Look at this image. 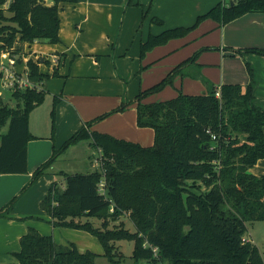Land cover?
<instances>
[{"label":"trees","instance_id":"obj_1","mask_svg":"<svg viewBox=\"0 0 264 264\" xmlns=\"http://www.w3.org/2000/svg\"><path fill=\"white\" fill-rule=\"evenodd\" d=\"M52 1L48 5L45 0H0V47L10 49L18 39L27 43L59 42V4L75 0ZM249 12H264V0L221 1L200 15L193 26L151 35L142 44L141 55L187 35L203 20L227 24ZM229 50L264 56L262 48ZM198 57L199 52L136 96L137 125L153 129L152 145L91 131L111 112L96 117L59 150H53L31 181L0 211V217L9 214L62 152L89 140L102 153V169L59 173L65 178V186L54 182L41 202L55 227L82 229L98 237L111 262L114 243L130 240L135 242L132 258L149 264H264L260 249L252 242H243L249 225L264 221V176L251 172L264 159V109L254 102L253 68L246 64L250 76L246 85H216L200 75L206 93L180 92L172 99L144 102L173 85L176 76H185L184 67ZM28 66L33 80L48 79L32 59ZM45 96L43 86L39 91L14 93L16 106L0 97V174L28 172V143L34 138L29 117ZM57 103L55 97L51 112L54 130ZM126 107L123 103L113 112ZM6 126L8 130L3 133ZM102 181L106 193L100 190ZM122 216L132 222L134 233L122 225L112 226ZM92 218L100 220L101 225L95 226ZM145 240L158 247L157 257L151 248L143 246ZM15 256L17 262L13 264H96L97 258L91 250L79 251L74 243L57 244L52 235H44L34 227L21 237L20 251Z\"/></svg>","mask_w":264,"mask_h":264},{"label":"crops","instance_id":"obj_2","mask_svg":"<svg viewBox=\"0 0 264 264\" xmlns=\"http://www.w3.org/2000/svg\"><path fill=\"white\" fill-rule=\"evenodd\" d=\"M45 1L48 5L53 4L52 0ZM221 1L225 0L61 2L59 42L27 43L18 39L10 49L0 47V50L20 58V68L28 65L30 59L36 62L40 73L48 76L43 83L46 94L50 90L53 91L50 94L51 103L45 112L39 114L40 104L30 113L29 130L34 138L28 143V172L0 174V211L21 192L31 181L35 170L53 154L55 146L50 138L54 137L55 130L51 108L55 97L58 98L57 141L61 136V141L64 142L86 122L111 112L95 123L91 131L108 133L149 146L153 144L154 139L151 141L150 135L154 136V131L151 128L138 127L136 96L140 91L160 82L174 67L199 52L197 61L184 67L186 75L176 76L173 87L167 86L144 102L172 99L180 92L195 94L192 92H201L204 89L196 94L206 93L207 89L200 75H204L216 85H246L250 81L246 65L249 63L255 71L257 81L254 102L264 109V56L247 52L233 53L229 50L264 49V12H249L227 24L213 19L203 20L187 35L171 39L141 55L142 44L151 35H159L176 27L193 26L200 15ZM154 18L162 23L154 21ZM52 56H58L57 65L51 61ZM55 71L58 77L53 76ZM54 86L57 89H53ZM123 103L127 104L123 111L113 112ZM85 141L87 142L82 143L92 146L89 140ZM80 144L79 142L70 148L74 149ZM87 159L83 163L84 171L75 173L96 170L93 157L89 156ZM60 172L66 171L55 170L52 164L45 174L24 192L9 214L0 217V244H4L0 250L13 255L20 251L18 241L30 227L35 226L32 222H19L27 214L22 211L23 208L29 206L30 210H34L38 205L40 209L37 208L35 213L41 212V202L51 185L57 182L60 187L65 186V178ZM251 172L264 176V159H260L251 168ZM249 235L248 238L262 253L261 246L250 232V225ZM16 262V257H11L5 264Z\"/></svg>","mask_w":264,"mask_h":264},{"label":"rangeland","instance_id":"obj_3","mask_svg":"<svg viewBox=\"0 0 264 264\" xmlns=\"http://www.w3.org/2000/svg\"><path fill=\"white\" fill-rule=\"evenodd\" d=\"M9 56H10V54H8L7 52L0 50V60L2 62H6L9 58ZM253 71H254V69H253ZM254 73H255V71H254ZM255 76H256V74H255ZM56 77H58V76H56ZM55 79H57V78H55ZM137 79H138V77H137ZM51 86H53V82H51ZM56 86H57V84H56ZM56 86H54L53 89H57ZM170 87H173V85H171ZM116 89L118 90V88H116ZM138 90H140L139 87H138ZM195 91H198V90H195ZM202 91H204V89ZM131 92H133V91H131ZM201 92H192V93L196 94V93H201ZM52 93H53V91H51V90L47 92L44 102L39 106V110H40L39 114H41V112H43L45 109H47L49 107L51 100H52V97L50 96V94H52ZM149 97H151V96H149ZM149 97H147L146 99H148ZM2 100H3V102H5L11 106H16L18 103V101L15 98H12V95L9 93H5L4 98L2 97ZM149 102H153V101H149ZM57 106H58V103L56 104V107H55V126H56V129H55L54 137L50 138V140H51L52 144L55 146L54 149L59 150L62 147L63 143L67 139H69L72 135H74L76 132H78L81 129V127L76 132H73L72 134H70V136L67 139L63 138V139H66L65 141L63 140L64 142L61 141V136H59V139L57 141V134H56V131H57ZM52 110H53V107L51 108V112H52ZM38 123H40V121ZM7 130H8V126L4 127L2 129V132L5 133V132H7ZM150 139H151V141H153V139H154L153 134L150 135ZM82 142H87V141H85V140L80 141V143H81L80 145H78L77 147H74V149L68 148L66 151L62 152L57 157V159L53 162V167H55V170H59V171L63 170V171H66V173L71 174V173H75L77 171L78 172L84 171L83 170L84 169L83 163L85 160L86 161L88 160L87 157H89V156L93 157V161H94V158L98 156V150L96 149V147H92V146L90 147L87 143H82ZM87 154H88V156H87ZM95 168H96V170H98V167H95ZM37 208H39L38 205L35 207L34 210H30L29 206H26L25 208H23L22 211L24 213H27V214H25L23 216L24 218L20 219L19 222L23 223V224H29L30 222H32L33 225H35L34 227H36L41 233L46 234V235H52L53 239L55 241H57V243H59V244L69 245L71 243H74L79 251L91 250L92 252L97 254L96 264H149V262L147 260L138 261V260L132 258L135 242L130 241V240H121V241H117L114 243V249H113V254H112L113 260L111 262L110 259H108L104 255L105 250H104V247H103V245H102V243L98 237H95L92 234H90L89 232L82 230V229H74V228L65 227V226H56L55 227L52 224L51 218L48 216V213L45 210H43L42 207H41V209H42L41 212L35 213V211H38ZM82 220L85 221L86 219L83 218ZM90 221H92V223L95 226L101 225V221L96 219V218H92V219H90ZM253 224H255V225H253ZM253 224L250 225V232L253 234L255 241L261 246L262 255L264 257V242H263L264 241V221H257L256 223H253ZM121 225L124 226L130 232H133V233L135 232V227L132 224V222L128 219V217L122 216L121 218H119L117 221H115L112 224V226H121ZM250 235H249V230L247 232H245V234H244L245 237H250ZM145 241H147V240H145ZM3 245L4 244H0V247ZM18 245L20 248V241H18ZM11 257H16V256L13 254H10V253H6L5 250H0V264H5L6 261H8L9 258H11ZM160 264H166V263H160Z\"/></svg>","mask_w":264,"mask_h":264},{"label":"built area","instance_id":"obj_4","mask_svg":"<svg viewBox=\"0 0 264 264\" xmlns=\"http://www.w3.org/2000/svg\"><path fill=\"white\" fill-rule=\"evenodd\" d=\"M16 55H10L6 62L0 60V72L2 73L0 79V97L4 98L5 93H9L13 96L16 92H24L27 90H41L44 86V82L35 81L31 77V71L27 64L20 68L21 64L18 61ZM51 61L57 65L59 58L58 56H52ZM220 96V93H217ZM93 164L98 167V170L102 169V153L98 150V156L94 158ZM100 190L106 193L104 187V181L100 183ZM113 211V208L111 209ZM243 242H252L248 237H243ZM143 246L145 248L149 247L152 249L155 257L158 256L159 249L156 246L151 245L149 242L145 241Z\"/></svg>","mask_w":264,"mask_h":264},{"label":"water","instance_id":"obj_5","mask_svg":"<svg viewBox=\"0 0 264 264\" xmlns=\"http://www.w3.org/2000/svg\"><path fill=\"white\" fill-rule=\"evenodd\" d=\"M232 4H233V2H232Z\"/></svg>","mask_w":264,"mask_h":264}]
</instances>
